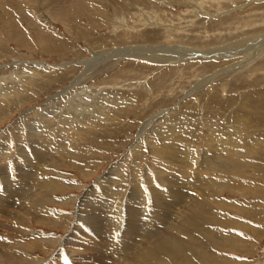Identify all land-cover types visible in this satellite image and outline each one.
Masks as SVG:
<instances>
[{"label":"rangeland","instance_id":"rangeland-1","mask_svg":"<svg viewBox=\"0 0 264 264\" xmlns=\"http://www.w3.org/2000/svg\"><path fill=\"white\" fill-rule=\"evenodd\" d=\"M61 10L68 17H55ZM0 92V197L2 186L23 180L21 161L35 151L34 135L44 125L67 141L65 151L41 161L40 172L30 171L39 195L27 202L29 194L15 188L13 200H6L9 192L3 196L0 258L30 247L27 254L38 262L23 264H139L147 241L165 235L176 245L170 243L172 252L154 249L158 259L141 262L264 264V0H0ZM211 141L215 152L227 142L233 152L199 173L196 161ZM44 162L45 176L53 177L48 189L38 186ZM178 166L194 178L187 182V172L175 182L182 197L158 233L141 232L133 246L121 242L113 251L96 229L95 244L76 242L93 230L81 215L88 194L104 181L115 196L112 220L104 207L98 221L106 232L113 226L112 241L116 232L126 235L129 201L153 213ZM23 228L35 233L29 237ZM38 231L54 235V244H40ZM69 239L75 243L63 242ZM5 259L0 263L17 264Z\"/></svg>","mask_w":264,"mask_h":264},{"label":"bare ground","instance_id":"bare-ground-1","mask_svg":"<svg viewBox=\"0 0 264 264\" xmlns=\"http://www.w3.org/2000/svg\"><path fill=\"white\" fill-rule=\"evenodd\" d=\"M26 1V0H25ZM38 3V2H37ZM21 4V3H20ZM26 4V3H25ZM28 4V3H27ZM96 5V4H95ZM27 8V7H26ZM4 9H6V7H4ZM26 10V9H25ZM28 10V9H27ZM31 11V10H30ZM29 11V12H30ZM28 12V13H29ZM53 12V11H52ZM6 13H8V12H6ZM24 13H26L25 11H24ZM54 13V15H55V17H61V16H66V17H68L66 14H63L62 13V10L61 11H57V12H53ZM21 14V13H20ZM29 14H31V12L29 13ZM96 15V14H95ZM28 17H30V16H28ZM10 20V19H9ZM16 21V20H15ZM12 22V21H11ZM14 22V21H13ZM17 22H19V21H17ZM34 22V21H33ZM9 23H10V21H9ZM13 24V23H12ZM11 24V25H12ZM7 25V24H6ZM10 25V24H9ZM17 25V24H16ZM15 26V25H14ZM13 27V26H12ZM11 28V27H10ZM16 28V27H15ZM18 31V30H17ZM27 31V30H26ZM5 33V32H4ZM9 34V33H8ZM27 34V33H26ZM25 35V34H24ZM12 36V35H11ZM26 37H28V36H26ZM4 38H5V35H4ZM20 38V37H19ZM22 38V37H21ZM20 38V39H21ZM25 38V37H24ZM26 39V38H25ZM260 47V46H259ZM2 92H0V96H2ZM101 124V123H100ZM38 125H41V123H39ZM64 125V124H63ZM87 125H88V123H87ZM40 127V126H39ZM38 128V127H37ZM40 128H42V127H40ZM99 128V127H98ZM33 129H36V127H33L32 128V130ZM94 130V129H93ZM34 131V130H33ZM99 131H100V129H99ZM42 132H43V134L40 136V137H38V136H35L34 135V141H32L33 142V146H34V149H35V155H34V152H33V147H32V149L30 150V155H29V157L28 158H26V160H22L21 161V163H22V166H23V168L25 169V171L23 172V174H22V177H23V180H21V183H15V182H11V183H9V184H7V185H4V186H2V189H1V197H0V203H6V201H5V199H3V196H5L8 192H9V196H10V194L12 193V191L11 190H13V189H15V188H17V189H20V191L22 190V192H24V193H27V194H29V196H27L26 197V195H25V199L27 198V202H28V200L32 197V195L35 193L36 195L38 194V191H37V193L36 192H34L33 193V186H32V183L30 184V182H32V181H30L29 179H30V177H31V170H33L32 172H35L34 170H36V171H39V170H42V168H41V161L43 162L44 160H46V158H48V157H50V155L51 154H55V150H59V151H65L66 150V140H65V135L62 133V131H53V130H50L49 129V127H48V125H44L43 126V129H42ZM90 138V137H89ZM91 138H93V137H91ZM97 138V137H96ZM214 139V138H213ZM93 141V140H92ZM31 142V143H32ZM35 143V144H34ZM209 144L211 145L210 146V152H208L207 154L206 153H204V155H202V156H200V157H202V159L200 158V160L199 161H196V167L195 168H197L198 170H199V173H200V171L202 170H205V169H208V170H210V169H213V168H215L217 165L215 164V163H218L217 162V160H219V159H222L223 160V158H220L221 156L223 157V156H225V155H227V153L226 152H233V151H231L230 150V146L228 145V142L226 143V147L224 148V150L222 151V150H218V151H216L215 152V150H217L215 147H214V145H215V142L214 141H211V142H209ZM32 146V145H31ZM217 146V145H216ZM30 147V146H29ZM172 147V146H171ZM221 147V146H220ZM27 148V147H26ZM31 148V147H30ZM229 148V149H228ZM174 149V148H173ZM179 149H181V148H179ZM175 150V149H174ZM173 151V150H172ZM178 151V150H177ZM180 151V150H179ZM29 152V151H28ZM174 152V151H173ZM218 152H220V153H218ZM6 153V152H5ZM67 153H69V151L67 152ZM212 153H217L218 154V157H217V159H215L214 161H211L212 160V157H214L215 155L214 154H212ZM53 154V155H54ZM57 154V153H56ZM59 154V153H58ZM103 155V154H102ZM178 156V161H181L180 159H182V158H180V154H179V152H174L173 153V157L174 156ZM52 156V155H51ZM57 156V155H56ZM62 157V156H61ZM60 157V158H61ZM64 157V156H63ZM171 158V157H170ZM59 159V158H58ZM65 159H67V158H65ZM187 159V158H186ZM97 160V159H96ZM177 160V159H176ZM190 160V159H189ZM188 160V161H189ZM228 160H233V161H235L234 159H228ZM47 161V160H46ZM54 161V160H53ZM52 161V162H53ZM66 161V160H65ZM168 161V160H167ZM170 161V160H169ZM244 161V160H243ZM48 162V161H47ZM46 162V164H45V162L43 163V164H45V166H44V170H43V176H39V177H41V178H38L39 179V184H38V186L39 185H41V187H45L46 189H48V185H49V183L51 182L52 183V181H53V177L52 176H50V177H46L45 176V174H47L48 172H49V164ZM50 162V161H49ZM182 162V161H181ZM184 162V161H183ZM192 162V161H191ZM236 162V161H235ZM238 162V161H237ZM236 162V163H237ZM242 162V161H241ZM250 162V161H249ZM51 163V162H50ZM55 163H57V162H55ZM54 163V164H55ZM186 163H187V161H186ZM225 163V162H224ZM20 164V163H19ZM189 164H191V163H189ZM188 164V166H185V167H188V169L189 168H191L190 167V165ZM193 164V163H192ZM226 164V163H225ZM229 164V163H228ZM235 164V163H234ZM248 164V163H247ZM95 165H97V163H95ZM212 165H214V167L212 166ZM216 165V166H215ZM227 165V164H226ZM54 166V165H53ZM195 166V165H194ZM193 166V167H194ZM236 166H237V164H236ZM9 167V166H8ZM7 167V168H8ZM182 167V166H181ZM183 168V169H181V170H183V172L182 171H180L179 169H180V166H178V168L176 169H174V170H171L172 172L171 173H169V177L170 178H168L169 180V183H171L170 185H168V187H164L165 189H167L166 191L167 192H169V193H167V197L165 198V200H163L162 202H161V206H159V208H157L156 207V204L158 203V202H156V200H155V203H154V207L152 208V210H154L153 211V213H145V210H146V208H145V210H144V208L143 207H139L140 205H139V201H138V204L136 205L135 203H134V201L133 202H131V201H129V207H131V209H130V214H128V215H130V216H128L129 218H130V220H128L129 222V224H128V228L126 229V235L124 234V233H119V232H116V235L117 236H119V234H120V236L119 237H115V238H117V239H113L112 241H111V239L112 238H110L109 236H108V233H110V232H112V230H113V226L110 228V231L108 230V232H106L102 227H101V224H102V221H98V217L99 216H102L103 214L100 212L102 209L103 210H105L104 209V207L109 211V214H108V218L109 219H111L110 218V212L112 211L111 210V207H113L112 206V203H113V199H114V193H113V195L112 196H110L109 195V193H110V191L111 190H113V189H110V187H111V185L109 186V182H107V180H106V182L104 181L103 183H102V187H99L100 188V190H99V188H96L93 192H92V194H88V197L86 198V200H85V202L86 203H88L87 204V206H85V208H86V213H84V212H82V214L83 215H81V219H82V222L84 221L86 224H90V222L89 221H91L93 224L91 225L92 227H93V230H90V229H87L86 231L88 232V233H90V235L87 233V237L84 239H81L80 238V235H82L83 236V234H85L84 233V231H83V234H80L79 236H77L76 238H75V240H76V242L77 241H81L82 240V242H83V245H84V243H87V242H89L90 244H95L94 242H92L93 240H95V238H96V232H97V235H99L100 237H104V236H106V241H107V245H109L110 246V248H111V250H112V248H113V246L115 245L116 246V244L117 243H123L122 244V246L124 247V248H130L131 246H133V243H134V241L136 242V237H137V234H140L141 235V232H144V233H142V235L143 234H148V233H152L153 231L155 232V234L156 233H158V232H156V226H158V224L159 223H162L161 221L163 220V219H166V218H164L165 217V215H167L169 212H170V208H171V206L172 205H174V203L172 204V202H174L177 198H179V197H182L181 196V191H180V189H178L176 186H175V182H179L180 183V180H181V176H185V175H187V172L189 173V174H191V172H190V170H187L186 168ZM192 167V169H194ZM172 168V167H171ZM52 169H53V167H52ZM52 169H50V170H52ZM117 169V168H116ZM116 169H114V170H116ZM56 170V169H55ZM112 170V169H111ZM207 170V171H208ZM230 170V169H229ZM247 170V169H246ZM21 171V170H20ZM118 171V170H117ZM166 171V170H165ZM206 171V172H207ZM9 172V171H8ZM40 172V171H39ZM53 172V171H52ZM193 172V171H192ZM226 172V171H225ZM54 173V172H53ZM114 173V172H113ZM242 173V172H241ZM7 174V173H6ZM11 174V173H10ZM19 174V173H18ZM151 174V173H150ZM198 174V173H197ZM12 175H15V174H11V176ZM37 175V174H36ZM40 175V174H39ZM54 175V174H53ZM204 175L205 174H203L202 175V177H204ZM206 175H208L207 173H206ZM9 176V175H8ZM49 176V175H48ZM87 176V175H86ZM21 177V178H22ZM35 177V176H34ZM186 177V176H185ZM188 177V176H187ZM199 177V176H198ZM12 178V177H11ZM182 178H184V177H182ZM192 178H194L193 177V174H191V176H190V178H188V180H187V182H189L190 183V181L192 180ZM33 179V178H32ZM185 179V178H184ZM209 179V178H208ZM56 180V179H55ZM109 180V179H108ZM163 180H164V178H163ZM57 181H59V180H57ZM2 182V181H1ZM0 182V183H1ZM20 182V181H19ZM61 182V181H60ZM59 183V182H58ZM184 183V181L182 180V183L181 184H183ZM2 184V183H1ZM64 184V183H63ZM181 184H180V186H181ZM193 184V183H192ZM51 185V184H50ZM68 185V184H67ZM165 185V184H164ZM249 185V184H248ZM36 186V185H35ZM54 186H57V185H54ZM61 186V185H60ZM52 187V186H51ZM37 188V187H36ZM35 188V189H36ZM56 188V187H55ZM54 188V189H55ZM60 188V187H59ZM58 188V189H59ZM68 188H69V186H68ZM262 188V187H261ZM51 189H53V187L51 188ZM50 189V190H51ZM61 189H62V187H61ZM163 189V188H162ZM16 190V189H15ZM14 190V191H15ZM41 190V189H40ZM39 190V191H40ZM63 190V189H62ZM17 191V190H16ZM15 191V192H16ZM101 191V192H100ZM136 191V190H135ZM137 191H138V189H137ZM136 191V192H137ZM163 191V190H162ZM47 192V191H46ZM50 192V191H49ZM48 192V193H49ZM55 192V191H54ZM61 192V191H60ZM97 192H100L101 194L100 195H98L99 193H97ZM19 193V192H18ZM48 193H46V195L48 194ZM89 193V192H88ZM94 193H96V195H94ZM152 193V192H151ZM13 194V193H12ZM21 195H22V193H20ZM34 194V195H35ZM40 194V193H39ZM38 194V195H39ZM138 194V193H137ZM153 194V193H152ZM7 195V196H8ZM18 195V194H17ZM108 195H109V197H108ZM183 195H185V194H183ZM41 196L43 197V195H42V193H41ZM40 196V197H41ZM131 196H132V198L133 197H135L136 196V193L134 194V193H132L131 194ZM155 196V195H154ZM24 197V196H23ZM45 197V196H44ZM153 197V196H152ZM189 197V196H188ZM19 198V197H18ZM33 198V197H32ZM36 198V197H35ZM68 198V197H67ZM72 198H75V197H72ZM109 198V199H108ZM136 199L135 200H137V198L138 197H135ZM140 198V197H139ZM197 198H198V196H197ZM12 199V196H10V197H7V199L6 200H8V201H10ZM25 199H22L21 200V197H20V199H18V200H21V201H23L24 200V202H26V200ZM39 199H41V198H39ZM51 199V198H50ZM50 199H49V201H50ZM54 199V198H53ZM68 199H70V198H68ZM154 199V198H153ZM13 200V199H12ZM14 200H16V199H14ZM35 200V199H34ZM37 200V199H36ZM62 200V199H61ZM75 200V199H74ZM31 201V200H30ZM29 201V203H30V205L32 206V202L33 201H31L30 202ZM48 201V200H47ZM64 201V200H63ZM66 201H67V199H66ZM68 201H70V200H68ZM159 201V200H158ZM46 202V201H45ZM51 202V201H50ZM57 202V201H56ZM65 202V201H64ZM63 202V203H64ZM71 202H73V201H71ZM76 202V201H75ZM84 202V203H85ZM14 203V202H13ZM39 203H41V202H39ZM83 203V202H82ZM83 203V204H84ZM142 203V202H141ZM196 203H197V201H196ZM200 203V201L198 202V204ZM18 204V203H17ZM16 204V205H17ZM25 204V203H24ZM28 203H26V206H29V205H27ZM33 204H35V203H33ZM66 204V203H65ZM82 204V205H83ZM37 205V204H36ZM60 205V204H59ZM62 205V204H61ZM68 205V204H67ZM160 205V204H159ZM19 206V205H18ZM22 206H23V203H22ZM31 206H29V209H30V207ZM39 205H37V207H38ZM79 206H81V205H79ZM78 206V207H79ZM13 207V206H12ZM20 207V206H19ZM36 207V208H37ZM42 207V206H41ZM44 207V206H43ZM42 207V208H43ZM198 207V206H197ZM23 208V207H22ZM28 208V207H27ZM33 208H35V207H33ZM35 208V209H36ZM39 208V207H38ZM47 208V207H46ZM80 208V207H79ZM78 208V209H79ZM20 209V208H19ZM26 209V208H25ZM32 209V208H31ZM83 209V208H82ZM141 209V210H140ZM149 209H150V207H149ZM33 211H34V209H32ZM44 210V209H43ZM36 211H37V209H36ZM41 211V210H40ZM106 211V210H105ZM142 211V212H141ZM44 212V211H43ZM50 212V211H49ZM49 212H47V213H49ZM30 213V212H29ZM28 213V214H29ZM33 212H31L30 214H32ZM52 213V212H51ZM79 213V212H78ZM37 215H38V213H36ZM35 214V215H36ZM50 214V213H49ZM48 214V215H49ZM57 214H58V212H57ZM79 214H81V213H79ZM36 215V216H37ZM53 215H55V214H53ZM147 215V216H146ZM169 215V214H168ZM191 215V214H190ZM29 216H31V215H29ZM39 216V215H38ZM37 216V217H38ZM43 216V215H42ZM44 216H46V215H44ZM50 216H52V215H50ZM50 216H48V218L50 217ZM57 216V215H56ZM61 216V215H60ZM88 216V217H87ZM147 217L148 219H146V220H143L142 219V217ZM192 216H194V215H192ZM32 217H33V215H32ZM40 217V216H39ZM53 217V216H52ZM62 217V216H61ZM113 217V216H112ZM233 217V216H232ZM42 218V217H41ZM44 218H46V217H44ZM44 218H43V220H44ZM56 218V217H55ZM54 218V219H55ZM80 218V217H79ZM92 218V219H91ZM50 219V218H49ZM80 219V220H81ZM91 219V220H90ZM104 219H106V217L104 218ZM109 219H107V220H109ZM142 219V220H141ZM234 219H236V218H234ZM241 220H242V218H240ZM239 219V220H240ZM61 220V219H60ZM112 220V219H111ZM115 220V219H114ZM161 220V221H160ZM238 220V221H239ZM240 220V221H241ZM39 221V220H38ZM41 221V220H40ZM46 221H48V220H46ZM50 221V220H49ZM79 221V220H78ZM142 221H145L144 223L142 222ZM239 221V222H240ZM51 222V221H50ZM56 222V221H55ZM104 222V221H103ZM111 222V221H110ZM116 222V221H115ZM166 222V221H165ZM235 222V221H234ZM243 222V221H242ZM248 221H246L245 223H247ZM44 223H46V222H44ZM49 223V222H48ZM54 223V222H53ZM69 223V222H68ZM109 224V223H108ZM10 225V224H9ZM51 225V224H50ZM80 225V224H79ZM56 226V225H55ZM159 226H160V224H159ZM10 227V226H9ZM23 227V226H22ZM28 228V227H27ZM160 228V227H159ZM14 229V228H13ZM21 229V228H20ZM84 229V228H83ZM95 229L97 230L96 232H95ZM18 230H19V228H18ZM17 230V231H18ZM23 230H24V228H23ZM23 230H21V231H23ZM74 230V229H73ZM20 231V230H19ZM25 231V233H27L26 235H28L29 237H30V235H32V234H34L33 232H31V230H24ZM23 231V232H24ZM115 231V230H114ZM75 233L77 234L78 233V231H75ZM21 234V233H20ZM22 234H24V233H22ZM125 235V236H124ZM141 235V236H142ZM28 236H26V238L28 237ZM54 235H50L49 233L48 234H46L45 232H43V231H38V233L36 232V237H39L40 238V240L41 239H43L44 240V242H45V240H47V242L49 243V245L51 244L52 245V243L54 244V237H53ZM98 236V237H99ZM113 236V235H112ZM24 237H25V234H24ZM32 237V236H31ZM102 237V238H103ZM153 237V236H152ZM8 238V237H7ZM33 238H35V237H33ZM78 238V239H77ZM28 239H31V238H28ZM89 239V240H88ZM24 240V239H23ZM33 240H35V239H33ZM91 240V241H90ZM35 241H37V240H35ZM39 241V240H38ZM105 241V242H106ZM11 242H13V241H11ZM43 242V243H44ZM63 242H65V243H67V244H74L75 242H73V240H71V239H69L68 241H63ZM98 242V241H97ZM149 244H150V248L149 247H144L143 246V249H141L140 250V253H139V260H138V263L139 264H145V263H143V262H141L142 261V259L143 258H149L150 259V261H149V263H153L154 261H156L157 259H158V257L155 255V253H154V251L155 250H159V251H162L163 253H168V252H172V250H173V248H172V246H174V247H176V245H175V243L173 244V243H171L172 241H171V239H169L168 237H166L165 235L163 236H161V237H159V235H156L155 236V241H153L152 239L150 240V241H147ZM153 242V243H152ZM14 243V242H13ZM15 243H17V242H15ZM14 243V244H15ZM22 243V242H21ZM25 243V242H24ZM29 243V242H28ZM39 243V242H38ZM38 243H33L34 245H36V244H38ZM42 243V240H41V243L40 244H43ZM46 243V242H45ZM100 243H101V246H103L104 248H105V246H104V243L102 242V241H100ZM170 243H171V245H170ZM5 244V243H4ZM4 244H2L3 246H4ZM10 244V243H9ZM8 244V245H9ZM27 244V243H26ZM31 244H32V242H31ZM33 244H32V246H33ZM56 244V243H55ZM89 244V245H90ZM7 245V246H8ZM23 245V244H22ZM25 245V244H24ZM28 245H30V244H28ZM79 247H82L83 245L82 244H77ZM97 245V244H96ZM11 245H9V247H10ZM27 246V245H26ZM31 246V245H30ZM43 246V245H42ZM88 246V245H87ZM119 246V245H118ZM121 246V247H122ZM138 246V245H137ZM25 247V246H24ZM29 247V246H28ZM40 247H41V245H40ZM69 247V246H68ZM85 247V246H84ZM97 248H98V246H96ZM95 247V248H96ZM18 248H20L21 249V247H18ZM88 248V247H87ZM91 248V247H90ZM94 248V251L96 252V250L97 249H95ZM107 248V247H106ZM120 248V247H119ZM28 249H30V247L29 248H27V250H26V247H25V249L23 248V250H25V251H20V250H16L15 249V251L13 252V249H10L9 251H8V254H7V256L8 255H11L12 254V256H14L15 255V258H7V259H5V257H6V255H5V257L4 258H0V262H2V263H4V259L5 260H9V261H14V262H16L17 264H23L24 262H26V261H29V262H32V263H37L38 262V260L37 259H35V256H31V255H28L27 254V251H29ZM155 249V250H154ZM178 249V248H177ZM1 250V249H0ZM46 250V249H45ZM92 250H93V248H92ZM123 250V249H122ZM121 250V251H122ZM130 250V249H129ZM181 250V249H180ZM6 251V250H5ZM71 251V250H70ZM113 251V250H112ZM116 251H118V250H115L114 252H116ZM126 251V250H125ZM177 251V250H176ZM175 251V252H176ZM109 252H111V251H109ZM179 252V251H178ZM177 252V253H178ZM75 253H76V251H75ZM111 254V253H110ZM113 254V253H112ZM159 254V253H158ZM115 255H117V254H115ZM97 256V255H96ZM223 257V256H222ZM40 260V259H39ZM182 260V259H181ZM225 260H227V258L225 259ZM231 260V259H230ZM20 261V262H19ZM177 261H178V263L177 264H183V263H181L178 259H177ZM216 262V261H215ZM12 263V262H11ZM51 263V262H50ZM230 263H231V261H230ZM1 264V263H0ZM14 264V263H13ZM51 264H71V262L69 261V260H65V261H63L62 263H60V262H58V260H56V261H53ZM214 264V263H213Z\"/></svg>","mask_w":264,"mask_h":264}]
</instances>
